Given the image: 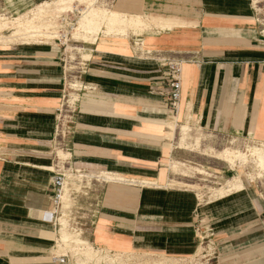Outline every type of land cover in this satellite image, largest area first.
I'll return each instance as SVG.
<instances>
[{"label": "crops", "instance_id": "crops-1", "mask_svg": "<svg viewBox=\"0 0 264 264\" xmlns=\"http://www.w3.org/2000/svg\"><path fill=\"white\" fill-rule=\"evenodd\" d=\"M260 1L115 0L143 32L99 33L68 74L61 43L0 45V264H59L51 220L59 172L74 179L80 240L97 250L184 259L202 247L215 264H264V181L211 165L224 182L217 190L241 187L201 198L182 181L200 158L177 139L188 126L264 147ZM161 59L182 62L176 114ZM191 138L197 147L201 136Z\"/></svg>", "mask_w": 264, "mask_h": 264}, {"label": "rangeland", "instance_id": "rangeland-1", "mask_svg": "<svg viewBox=\"0 0 264 264\" xmlns=\"http://www.w3.org/2000/svg\"><path fill=\"white\" fill-rule=\"evenodd\" d=\"M16 1L17 0H0V18L9 21L13 19V17H18L24 13L25 16H28L31 11H36L38 9V5L41 3L46 1L50 4L48 12L46 8V14L44 13L43 17L39 20H35V23L38 21L36 25L41 28L38 30H42L41 32H44V34L42 33L37 36H25L27 38L20 37L15 40V37L13 38L12 35V30H3L2 28V30L0 29V45L20 42L61 43L62 50L64 51L63 64L65 63L67 74L68 71L71 72L74 70L75 64L78 63V56L84 42L94 41L99 33L102 32V34L110 36H127L129 31L140 33L143 32L145 28H133L127 24V21L124 19V22H119V24L109 26L105 21V17L109 15L110 11L119 12V10L115 7V0H42L43 2L36 0ZM257 5L260 12V19L264 23V0H261ZM82 13H86L88 17L90 15L93 16V19L91 18L93 21V28L91 29L90 34H87L86 36L80 35L79 38H74L78 20ZM123 15L129 17L127 14ZM119 17L120 15L118 18ZM10 35L12 38H10ZM6 39L10 40V42H6ZM69 80L70 79H68V81ZM70 83L71 81H69V84ZM76 86L77 85L74 87L77 88ZM177 127L178 126L174 123L170 124L171 130L173 129L174 132H176ZM185 127V132L180 133L179 131L177 136V139H179V146L193 151L200 158V164L198 162H195V164H188L190 169L185 173L186 177H175H182V181L184 180L186 183L194 184L195 186L192 188L199 193L201 198L205 196H209L210 198L215 197L216 194L214 195L213 193H215L216 190L224 184V182H218L212 177L211 170L209 168L213 167L211 165L217 164L218 167L231 169L232 172L229 176L233 175L232 177L239 180L251 182L264 181V163L259 164L257 157L253 156V152L256 151L260 145L243 144L237 140H231L229 142L215 140L213 137L207 136L200 130H192L188 126ZM193 132L198 133L201 136V142L197 147L188 143L193 139L191 138ZM174 137L175 134L171 137L172 140ZM226 149L228 152L237 155V157L233 159L232 164L226 163L221 157L215 155L216 151H223ZM82 180L79 178L76 182H81ZM80 182L79 184L81 185ZM73 184L74 179L71 174L66 173L62 204L58 214V216L60 215V228L59 230L57 229L58 238L62 234H69L72 237V242H70L69 246L64 245V243L60 241H58L57 244L58 255H65L68 259V264H215L214 260H210L207 256L208 251H203V249H201L202 247L199 248L196 254L189 258H169L167 260V257L158 255L104 252L95 249L89 243L80 242V239L86 241L82 235V222L85 217H83L82 210L75 208L71 199L72 197L70 195V191L75 188V185ZM75 190H78V187H76Z\"/></svg>", "mask_w": 264, "mask_h": 264}, {"label": "bare ground", "instance_id": "bare-ground-1", "mask_svg": "<svg viewBox=\"0 0 264 264\" xmlns=\"http://www.w3.org/2000/svg\"><path fill=\"white\" fill-rule=\"evenodd\" d=\"M59 1H61V0H59ZM49 5L50 4L46 1L44 3H41L40 5H38V9L36 11H31L28 16H25L24 15L25 13H24L23 15H19L18 17H15V18L13 17V19H11L9 21H7L6 19L0 18V29L2 30V28H3V30H12V35H13V38L15 37V40L20 38V37L27 38L25 36H37V35H41L42 33L44 34V32H41L42 30L41 31L38 30L41 28L36 25V23L38 21H36V23H35V20L36 19L39 20L41 17H43V14L46 12L45 11L46 8H47V12H48ZM49 9H50V7H49ZM118 16H119V14L117 11H110L109 15H107V17H105V21L108 23L109 26L119 24V22H124L123 18H121V17H119L120 18V21H119ZM92 17H93L92 15H90L88 17V15L86 13H82L81 17L78 20V25L76 27V32L74 33V38H79L80 35L86 36L87 34H90L91 29L93 28L92 27L93 21L91 20ZM41 23H40V25H41ZM134 24H136V23H134ZM45 30H43V31H45ZM1 38H2V35H1ZM10 38H12L11 35H10ZM5 41L10 42V40H7V39ZM69 86L72 87L74 85H72L70 83ZM184 132L185 131L182 128V133H184ZM253 156L257 157L259 164L264 163V147L263 146L258 147L257 150L253 152ZM173 170L177 171L178 167L176 165L173 166ZM240 187H241L240 183L239 184H233L231 187H228L227 190L226 189L216 190V192L213 194L214 195L215 194L216 195H223L224 193L231 191L232 189H237ZM58 241L64 243V245H66V246H69L70 242H72V237L69 234H62L61 236H59ZM80 242H83V241H80ZM166 259L168 260L169 258H166Z\"/></svg>", "mask_w": 264, "mask_h": 264}, {"label": "built area", "instance_id": "built-area-1", "mask_svg": "<svg viewBox=\"0 0 264 264\" xmlns=\"http://www.w3.org/2000/svg\"><path fill=\"white\" fill-rule=\"evenodd\" d=\"M262 21V20H261ZM263 22V21H262ZM262 39L264 40V23H262ZM162 66L165 70L162 73V80L168 85L169 92L167 93V106L170 110L176 114L178 109V104L181 97V82H180V73L182 68V62L176 59H161ZM65 65V63H64ZM262 66L264 67V59L262 60ZM70 112V106L68 105L67 99L64 100V103L59 110V124L57 127V135H62L63 121L66 118L65 114ZM65 183V175L62 172L55 174L53 177V189L54 194L52 198V216L51 220L54 221L55 226L59 230V212L62 204L63 189ZM59 264H68V259L66 256H57L54 258Z\"/></svg>", "mask_w": 264, "mask_h": 264}]
</instances>
